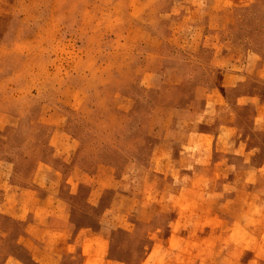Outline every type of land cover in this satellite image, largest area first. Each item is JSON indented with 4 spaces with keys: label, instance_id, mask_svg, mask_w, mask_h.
Here are the masks:
<instances>
[{
    "label": "rangeland",
    "instance_id": "374dc122",
    "mask_svg": "<svg viewBox=\"0 0 264 264\" xmlns=\"http://www.w3.org/2000/svg\"><path fill=\"white\" fill-rule=\"evenodd\" d=\"M100 259L264 264V0H0V264Z\"/></svg>",
    "mask_w": 264,
    "mask_h": 264
},
{
    "label": "crops",
    "instance_id": "0c3cea01",
    "mask_svg": "<svg viewBox=\"0 0 264 264\" xmlns=\"http://www.w3.org/2000/svg\"><path fill=\"white\" fill-rule=\"evenodd\" d=\"M76 239L78 240L79 244L81 245L82 251L85 254V257L90 259L91 261L94 259L96 253V248L91 244V238L86 232L78 233L76 235ZM98 248V255H101L103 253V245L101 249H99V245L97 246ZM95 253V254H94ZM101 264H104V261L100 259Z\"/></svg>",
    "mask_w": 264,
    "mask_h": 264
}]
</instances>
